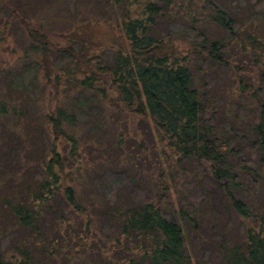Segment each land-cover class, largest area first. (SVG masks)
Wrapping results in <instances>:
<instances>
[{
	"label": "trees",
	"instance_id": "obj_1",
	"mask_svg": "<svg viewBox=\"0 0 264 264\" xmlns=\"http://www.w3.org/2000/svg\"><path fill=\"white\" fill-rule=\"evenodd\" d=\"M83 1L87 6L95 0ZM98 1L100 12L109 18L99 23L118 35L98 40L101 25L91 28L93 19L75 11L69 22L72 35L63 37L77 47L57 50L49 36L59 24L53 9L59 12L63 0L28 8L20 0H0L4 26L15 18L27 36L31 56L22 60L42 62L32 79L40 84L32 92L13 85L10 71H0V264H84L86 257L85 264H94L97 257L101 264H191L179 223L151 203H125L124 192L110 202L93 183L105 172L124 175L134 170L131 132L118 125L128 116L152 124L157 142L178 161L205 168L229 210L241 222H252L239 241L223 250L219 264H264V214L246 209L250 200L242 196L239 185L247 167L235 165L231 135L216 127L220 93H200L192 66L176 44L191 43L185 55L204 57L207 74L222 67L228 70L226 54L236 61L253 48L264 52L258 40L264 18L252 21L242 12L247 8L234 9V2L250 6L248 0ZM167 21L183 31H169L162 25ZM208 27L228 35L231 53ZM179 32L186 34L178 37ZM90 40L99 44L86 48ZM106 48L114 55L102 62L95 54ZM56 53L69 57L72 69L53 67L50 56ZM263 109L252 127L262 171ZM138 149L146 150L143 141ZM178 215L185 224L197 217L184 209ZM103 221L114 228V251L118 248L127 257L108 258L111 248L95 244ZM124 240L133 247L123 248Z\"/></svg>",
	"mask_w": 264,
	"mask_h": 264
},
{
	"label": "rangeland",
	"instance_id": "obj_2",
	"mask_svg": "<svg viewBox=\"0 0 264 264\" xmlns=\"http://www.w3.org/2000/svg\"><path fill=\"white\" fill-rule=\"evenodd\" d=\"M20 1L25 8L47 2V0ZM218 1L220 0H215L214 3ZM83 2V0H63L57 8L59 12L56 8L53 9L52 13L59 24L51 28L52 37L49 36V38L52 48L70 50L69 48L73 46L76 49L77 45H72L69 42L70 39L63 37L69 32L72 35L73 28L72 25L69 26V22L75 11H84V16H90L93 19L94 24L91 28H96L100 21L108 22L109 18L100 12L102 9L100 1H91L87 6H84V3L88 2ZM233 4L234 9H238V12L242 11V7L247 8L242 12H245L252 21L264 18V0H248L250 6L241 2H234ZM12 19H9L10 22L6 27L4 21L0 19V71L4 70L1 73L10 71L13 85L32 92L33 89L37 90L38 84H40H33L32 79L35 71L41 68L42 62L29 58H27V62L22 60V57L31 56V50L27 47V36L23 27L18 20L14 18L12 21ZM167 22L162 25L168 26L169 31H183L178 24ZM99 24L103 32L97 35L98 40L106 41V39L110 40V37L113 38L112 35H118L117 30L110 34L106 26ZM259 27L261 32L264 31V27ZM208 29L212 35L215 34L220 39L223 38L225 51L229 50V53L233 51H231L233 47L227 34L218 32L215 28L208 27ZM236 29L237 26L234 25L232 31L236 32ZM185 34L186 32H179L177 36L180 37ZM258 40L260 44H264V33L263 37L258 36ZM89 44L97 46L99 43L90 40L86 44V48H90ZM176 44L192 66L194 83L200 93L208 95L219 91L217 104L219 114L216 116L218 126L216 125V127H220L222 131L227 132V135H231L230 146L233 145L236 148V152L233 153L236 158L235 165L238 168L247 167L246 175L243 176L239 185L242 196L250 200V203L247 201L246 209H250L256 215L264 214V171L257 165L256 151L258 145L252 132V127L259 123L258 116L264 106V52H260L258 48L254 52L255 49L253 48L236 61L228 58L226 54L225 66H229L228 70L222 67L214 70L212 74H207L208 62L204 57L197 58L196 56L185 55L187 50L192 47L191 43L188 46L178 40ZM197 45L199 44L197 43ZM97 55H99L100 61L108 62L112 59L114 52L112 49L106 48L103 52L95 54V56ZM50 58L52 66L57 70L72 69L69 57L64 54L56 53ZM75 72L73 69V75ZM228 87H231L230 90ZM59 89L62 90L63 86L60 85ZM47 99H50L46 100L47 104L52 105L54 103L51 97H47ZM228 116L230 122H227ZM125 119H127L126 122ZM122 121L123 123L119 122L118 124L121 131L125 130L126 125L131 132L129 144L132 148L130 151V155L133 157L132 161L136 162L132 168L134 170H128L124 175L116 172H108L107 175L105 172L101 174L105 177L104 179L102 176L94 177L93 183L97 184L99 191L110 202L115 199V196L122 195L124 192L125 203H151L154 207L159 208L166 218H172L179 223L182 227L184 244L191 264H219V257H221L223 250L230 244L239 241L243 237L246 225H252V222H241L236 213L229 210L227 203L222 198L221 191L216 187L211 175L205 168L191 162L178 161V157L173 152L162 149V143L157 142L155 138V130L152 124L147 121L141 122L138 118L131 119L129 116L123 118ZM231 127L234 128L231 129ZM85 132L87 131L85 130ZM90 132L91 134L94 133L88 130V133ZM100 136L102 133L98 135V137ZM142 141L146 148L144 152L138 149ZM164 161H167L163 165L167 170V176L163 170L164 167H161V163ZM160 174L164 183H158ZM131 181L134 182L133 186L130 185ZM180 209L188 211L190 215L197 213V217L194 221L185 224L179 220L178 210ZM98 231L101 234V239H97L95 244L105 249L111 248V254L110 256L108 254V258L114 257V260H117L120 255L127 257V254L125 255L118 248L117 251H114L115 243L110 240L113 238L111 235L114 228L110 223L103 221ZM102 238L107 240H102ZM121 242L123 248L130 249L133 247L132 243L125 240ZM4 243L6 247V242ZM99 258L97 257L94 264H101L102 261ZM86 259L88 257L82 260L84 264Z\"/></svg>",
	"mask_w": 264,
	"mask_h": 264
}]
</instances>
